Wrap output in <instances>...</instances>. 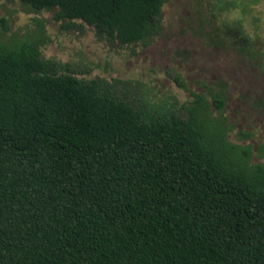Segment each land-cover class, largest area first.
<instances>
[{
  "label": "trees",
  "instance_id": "16d2710c",
  "mask_svg": "<svg viewBox=\"0 0 264 264\" xmlns=\"http://www.w3.org/2000/svg\"><path fill=\"white\" fill-rule=\"evenodd\" d=\"M18 1L143 45L165 3ZM209 1V38L259 54L242 19L221 20L258 0ZM42 45L0 37V264H264V163L248 165L202 96L153 115Z\"/></svg>",
  "mask_w": 264,
  "mask_h": 264
},
{
  "label": "rangeland",
  "instance_id": "374dc122",
  "mask_svg": "<svg viewBox=\"0 0 264 264\" xmlns=\"http://www.w3.org/2000/svg\"><path fill=\"white\" fill-rule=\"evenodd\" d=\"M228 1V0H227ZM209 0H165L162 30L150 44H121L99 37L81 20L55 19L18 0H0V37H39L42 55L87 79L113 82L120 95L153 115L187 112L197 97L223 122L226 139L247 152L248 165L264 163V0L221 12V20L242 19L259 54L240 52L211 38ZM221 21H217L219 23ZM220 94L221 111L212 96Z\"/></svg>",
  "mask_w": 264,
  "mask_h": 264
}]
</instances>
